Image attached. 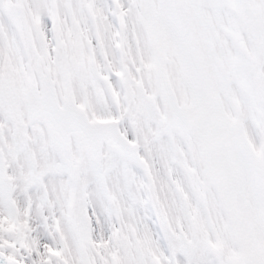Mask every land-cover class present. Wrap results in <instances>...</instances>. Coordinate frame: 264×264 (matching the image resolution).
I'll return each mask as SVG.
<instances>
[{"label": "snow or ice", "instance_id": "snow-or-ice-1", "mask_svg": "<svg viewBox=\"0 0 264 264\" xmlns=\"http://www.w3.org/2000/svg\"><path fill=\"white\" fill-rule=\"evenodd\" d=\"M0 264H264V0H0Z\"/></svg>", "mask_w": 264, "mask_h": 264}]
</instances>
